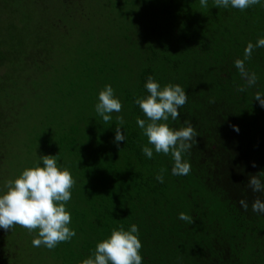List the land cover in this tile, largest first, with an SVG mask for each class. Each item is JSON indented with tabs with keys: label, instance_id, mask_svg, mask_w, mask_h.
I'll use <instances>...</instances> for the list:
<instances>
[{
	"label": "trees",
	"instance_id": "16d2710c",
	"mask_svg": "<svg viewBox=\"0 0 264 264\" xmlns=\"http://www.w3.org/2000/svg\"><path fill=\"white\" fill-rule=\"evenodd\" d=\"M31 1L28 10L0 0V194L25 168L42 167L40 156H55L75 180L65 207L76 236L50 250L32 245L37 231L0 228V264H81L112 229L132 224L142 264H264V212L252 210L264 191L248 183L257 175L264 184V107L254 99L264 95V47L244 59L264 37V0L243 11L214 0H88L89 12L86 0ZM99 14L101 26L92 23ZM150 75L187 93L166 122L179 130L187 120L197 132L183 154L187 175L172 174L171 154L156 153L137 124L146 117L135 99L150 94ZM106 85L122 104L108 123L95 110ZM117 127L124 141L115 142Z\"/></svg>",
	"mask_w": 264,
	"mask_h": 264
},
{
	"label": "clouds",
	"instance_id": "9594fccd",
	"mask_svg": "<svg viewBox=\"0 0 264 264\" xmlns=\"http://www.w3.org/2000/svg\"><path fill=\"white\" fill-rule=\"evenodd\" d=\"M202 7L208 6V0H199ZM261 0H214L216 7L227 8L229 6L241 11L260 4ZM255 47H264V37L258 38L255 45L249 42L245 48L244 59L251 57ZM235 67L239 70L242 78H245L248 87L257 82L255 73H248L244 67V60L237 59ZM147 92L145 97H138L135 103L139 106L146 119L137 118L138 126L143 130L148 143L154 146L156 153L165 155L171 154L173 158V175H187L191 170V164L183 159V154L188 152L195 139L197 132L189 121L184 123L186 127L174 130L166 123L171 117L176 120L180 113L178 109L187 102L186 91L178 84H167L161 88L150 75L145 84ZM239 91H245L240 88ZM254 99L264 107V95L257 92ZM98 103L95 106L96 112L103 118L105 123L112 120L110 115L113 112L119 113L122 104L115 98L111 85H106L99 92ZM120 125L124 123L122 116L117 117ZM233 130L239 132V128L233 125ZM125 140V135L116 128L115 142ZM142 152L151 159L153 148L144 146ZM43 166L25 168L15 179L6 183L7 191L0 194V228L5 231L11 230L19 225L29 232L37 231L38 236L32 240L34 247L44 246L54 249L59 243L68 242L76 236L75 230L68 225L71 223V214L66 210V203L71 199V189L75 184L71 173L67 169L57 166L55 156H40ZM255 167V163H253ZM161 169L156 179L163 183ZM260 175H264L261 172ZM253 191H264V184L257 175H253L249 181ZM241 206L247 210V203L240 201ZM255 212H264V203L259 199L252 205ZM179 219L189 223L194 218L186 213H180ZM139 229L132 224L130 230L125 231L123 226L119 229H112L109 238L98 242L93 256L84 259L81 264H142L140 249L142 243L138 238Z\"/></svg>",
	"mask_w": 264,
	"mask_h": 264
},
{
	"label": "rangeland",
	"instance_id": "374dc122",
	"mask_svg": "<svg viewBox=\"0 0 264 264\" xmlns=\"http://www.w3.org/2000/svg\"><path fill=\"white\" fill-rule=\"evenodd\" d=\"M44 0H38L37 2L39 3V8L41 9L42 7H43V2ZM88 0H86L85 2H84V7H85V9L89 12V9H91L92 10V8H93V6H91V1H88ZM20 2H22V4L29 10L30 9V7H32L31 6V4H32V1L31 0H20ZM69 4H70V6L71 7H74V5L72 4V0H70V2H69ZM98 6V5H97ZM97 8H99V7H97ZM26 10H24V9H22L20 12H19V15H24V17H23V20L24 21H27V19H28V17H27V15H25L26 14ZM98 17L99 18H96L92 23L94 24V25H103L105 22H106V18H105V16L103 15V14H99L98 15ZM76 31H78V30H76ZM94 31H98V30H94Z\"/></svg>",
	"mask_w": 264,
	"mask_h": 264
}]
</instances>
